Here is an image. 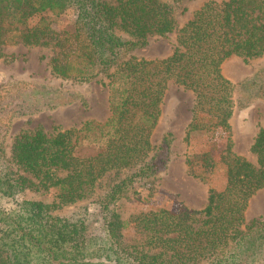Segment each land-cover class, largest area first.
<instances>
[{"label":"trees","instance_id":"obj_1","mask_svg":"<svg viewBox=\"0 0 264 264\" xmlns=\"http://www.w3.org/2000/svg\"><path fill=\"white\" fill-rule=\"evenodd\" d=\"M183 1L0 0V48L51 45L55 75L90 80L105 73L112 89L111 115L87 127L90 134L38 127L20 131L9 145L0 133V193L14 197L32 188L55 194L50 202L24 198L12 209L0 205V264H264V217L247 221L245 215L264 187V125L251 146L256 161L233 150L235 84L222 68L232 55L248 61L264 53V0H207L179 26ZM67 12L74 13V25L57 28L49 13ZM174 30L170 55L119 60L149 36ZM262 71L242 82L255 88L253 94L264 90ZM171 82L194 93L187 137L197 130L228 132L221 154L226 184L211 187L201 208H156L128 220L118 199L136 178L155 179L172 160L171 131L153 142ZM84 139L96 145L94 152L83 151ZM189 162L213 167L215 158L205 151ZM111 170L125 173L94 195ZM85 200L69 213H56ZM95 205L107 214L105 222ZM130 225L142 235L126 240L123 230Z\"/></svg>","mask_w":264,"mask_h":264},{"label":"rangeland","instance_id":"obj_2","mask_svg":"<svg viewBox=\"0 0 264 264\" xmlns=\"http://www.w3.org/2000/svg\"><path fill=\"white\" fill-rule=\"evenodd\" d=\"M205 1L207 0L181 2L177 7L178 25L181 26L189 20ZM49 15L59 29L74 25L72 12L58 16L53 13ZM177 33L174 30L166 35H151L147 44L126 50L119 60L130 56L148 59L166 57L174 50ZM0 50V133L7 137L6 142L9 145L20 131L38 127L47 132H52L55 127H76L80 128L81 133L90 134L87 127L104 122L111 115L112 89L107 84L111 77L107 74L100 73L90 80L55 75L49 63L53 53L51 45H28L19 42L3 45ZM222 68L224 74L235 84V107L230 119L233 150L256 161L251 146L258 130L264 125V90L259 89L253 94L251 92H255V88L248 90L246 87L249 82H242L253 77L257 71L264 70V53L248 61L242 56L232 55L224 61ZM113 70L114 66L110 71ZM261 80L264 83L263 71ZM193 103L194 93L191 90L175 82L169 84L159 123L153 132V142L171 131L172 160L159 177L136 178L134 186L118 199V209L125 219L131 220L141 212L156 208L175 211H181L184 207L201 208L207 202L211 187L225 186L226 166L221 161V154L227 146L228 132L222 128L197 130L187 137ZM81 147L85 153L96 150V145L88 139L83 140ZM205 151H210L215 158L213 167L189 162L190 158L194 159L197 154ZM124 173L116 170L107 172L100 179L94 195L103 194ZM54 197L53 191L27 188L14 197L0 193V205L12 209L20 199L50 202ZM87 202L88 200L79 201L58 209L56 213H69ZM95 213L100 222L106 221L107 214L97 205ZM245 215L247 221L254 217H264V187L253 195ZM123 231L126 240L142 235L136 233L133 225Z\"/></svg>","mask_w":264,"mask_h":264}]
</instances>
